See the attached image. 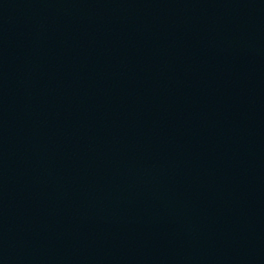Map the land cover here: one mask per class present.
Here are the masks:
<instances>
[{
	"label": "water",
	"instance_id": "1",
	"mask_svg": "<svg viewBox=\"0 0 264 264\" xmlns=\"http://www.w3.org/2000/svg\"><path fill=\"white\" fill-rule=\"evenodd\" d=\"M0 264H264V0H0Z\"/></svg>",
	"mask_w": 264,
	"mask_h": 264
}]
</instances>
